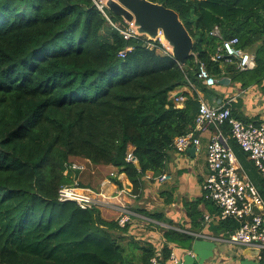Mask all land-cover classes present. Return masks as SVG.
Wrapping results in <instances>:
<instances>
[{
    "label": "trees",
    "instance_id": "1",
    "mask_svg": "<svg viewBox=\"0 0 264 264\" xmlns=\"http://www.w3.org/2000/svg\"><path fill=\"white\" fill-rule=\"evenodd\" d=\"M152 1L176 10L193 36L185 63L158 38L124 39L95 0H0V264H149L154 244L129 250L120 236L127 226L97 206L58 199L74 178L67 162L113 165L137 194L147 171H164L175 137L194 125L197 95L178 106L171 92L199 83L198 60L241 85L264 77V0ZM215 25L253 48L252 69L211 59L220 43L210 33ZM222 130L230 135L227 123ZM228 142L264 198V174L235 139ZM129 150L139 166L125 160ZM239 224L227 217L216 225L229 232ZM164 236L185 247L192 238L172 229ZM161 253L169 257L166 242Z\"/></svg>",
    "mask_w": 264,
    "mask_h": 264
},
{
    "label": "crops",
    "instance_id": "2",
    "mask_svg": "<svg viewBox=\"0 0 264 264\" xmlns=\"http://www.w3.org/2000/svg\"><path fill=\"white\" fill-rule=\"evenodd\" d=\"M259 43L261 40L254 46ZM244 49L254 58L252 47ZM222 77L229 78L228 83L206 86L201 81H189L172 91L171 97L177 91L186 98L196 94L199 100L211 105L227 103L231 113L242 120L264 121V77L259 82L246 85H241L229 75ZM214 130L209 126L199 131L200 144L193 150L169 149L164 171L158 175L147 171L143 188L137 194L132 192V183L126 174L110 164L94 165L79 159L85 161L86 168L74 171L73 180L82 187L91 188L94 193L103 192L102 196L95 195L100 199L97 207L104 218L115 219L122 205L131 211L132 219L122 235L133 236L139 243L144 240L150 242L156 251H161L162 243L166 242L184 259V264H264V248L230 242L228 232L216 225L223 218L203 188L208 174L206 149ZM225 135L230 138L229 133ZM162 174L166 175L163 180L160 179ZM167 229L191 235L189 245L185 247L167 240L164 236ZM188 249L194 255L186 253Z\"/></svg>",
    "mask_w": 264,
    "mask_h": 264
},
{
    "label": "built area",
    "instance_id": "3",
    "mask_svg": "<svg viewBox=\"0 0 264 264\" xmlns=\"http://www.w3.org/2000/svg\"><path fill=\"white\" fill-rule=\"evenodd\" d=\"M95 3L104 13L108 22L118 30L124 39L142 35L138 32L133 21L123 19V25L117 24L105 12L106 5L103 1L95 0ZM210 33L220 38V43L211 54L212 60L226 63L235 62L239 70H249L254 67V58L250 52L240 46V39L237 35L223 37L217 25L211 29ZM158 39L164 45L159 36ZM119 55L123 56L124 51H121ZM197 77L206 86H212L218 80L210 73L204 60H198ZM173 100L176 105L180 106L186 100V96L179 94L174 96ZM199 101L193 127L188 132L176 136L173 147L178 151H184L190 146H198L200 144L198 132L209 126L215 128L207 144L208 174L203 188L219 208L221 218L233 217L240 221L234 230L228 232L230 242L255 244L264 248V198L257 186L241 169V165L229 145L228 137L222 130V125L227 123L230 127V136L248 154V158L251 159L257 170L264 174V121L242 120L231 113L227 103L211 105L204 100ZM125 160L135 162L137 158L129 150ZM85 168V161L73 159L67 162L64 172L82 171ZM112 175L111 172L110 176ZM110 176L109 178H111ZM165 177L166 175L162 174L160 179L163 180ZM95 194L102 196L103 192L94 193L91 188L80 186L75 179L72 183L62 184L58 189L59 200H73L83 209H90L98 205L99 197L97 198ZM131 219V211L125 205L119 207L115 217L118 225L124 227ZM186 253L194 255L189 249ZM149 264H184V259L170 248L167 259H163L161 251H156L150 258Z\"/></svg>",
    "mask_w": 264,
    "mask_h": 264
},
{
    "label": "water",
    "instance_id": "4",
    "mask_svg": "<svg viewBox=\"0 0 264 264\" xmlns=\"http://www.w3.org/2000/svg\"><path fill=\"white\" fill-rule=\"evenodd\" d=\"M106 7L126 21H133L138 32L150 39L158 38L160 32L170 48L172 56L181 64L192 52L194 39L181 20L178 12L171 7L152 0H106ZM229 78L220 77L218 83H228ZM180 91L175 92V96ZM195 146L188 147L193 150ZM135 164L139 166L138 160Z\"/></svg>",
    "mask_w": 264,
    "mask_h": 264
},
{
    "label": "rangeland",
    "instance_id": "5",
    "mask_svg": "<svg viewBox=\"0 0 264 264\" xmlns=\"http://www.w3.org/2000/svg\"><path fill=\"white\" fill-rule=\"evenodd\" d=\"M101 1H103V2L105 3L106 0H101ZM164 45L166 46V49H168V50L170 51V48L168 47V45L165 44V43H164ZM75 160H79V159H78V158H75ZM79 161H82V160H79ZM99 201H100V199H98V203H99ZM122 232H123V231H122ZM122 232H121V233H122ZM121 233H120V234H121ZM120 236H122V237H121V241L127 245V248H128L129 250H131V249H134V250H135V249H136V250L139 251L140 248H135L136 246H138V244H133V243H135V242L137 241L133 236H124V235H122V234H121ZM128 241H131L132 243H131V242L128 243ZM141 241H142V240H141ZM141 244H142V245H145V244H146V241L144 240L143 243L141 242ZM139 252H140V251H139Z\"/></svg>",
    "mask_w": 264,
    "mask_h": 264
},
{
    "label": "bare ground",
    "instance_id": "6",
    "mask_svg": "<svg viewBox=\"0 0 264 264\" xmlns=\"http://www.w3.org/2000/svg\"><path fill=\"white\" fill-rule=\"evenodd\" d=\"M159 37L161 38V40L165 43L166 41L164 40V38H163V34H162V32H160V34H159ZM100 202V201H99Z\"/></svg>",
    "mask_w": 264,
    "mask_h": 264
}]
</instances>
